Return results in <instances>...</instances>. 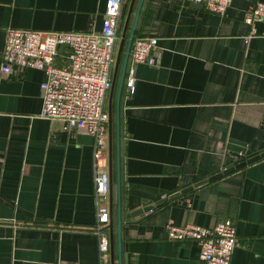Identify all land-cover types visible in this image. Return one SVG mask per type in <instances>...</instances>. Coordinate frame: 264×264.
<instances>
[{
	"label": "crops",
	"instance_id": "1",
	"mask_svg": "<svg viewBox=\"0 0 264 264\" xmlns=\"http://www.w3.org/2000/svg\"><path fill=\"white\" fill-rule=\"evenodd\" d=\"M258 1L232 0L225 14L189 0L143 1L136 37L157 36L159 56L157 65H133L130 54L121 93L123 264H208L197 241L170 239L166 226L212 227L227 218L238 233L231 264H264V157L131 215L238 163L240 151H264V20H245ZM106 2L0 0V264L99 263L94 137L40 115L43 69L5 73L1 65L7 28L100 30ZM121 71L122 63L106 96L115 204ZM113 232L119 264L116 211Z\"/></svg>",
	"mask_w": 264,
	"mask_h": 264
},
{
	"label": "built area",
	"instance_id": "2",
	"mask_svg": "<svg viewBox=\"0 0 264 264\" xmlns=\"http://www.w3.org/2000/svg\"><path fill=\"white\" fill-rule=\"evenodd\" d=\"M125 0H107L100 30H43L37 28H7L3 62L5 73L15 67H36L45 71L41 82L42 108L40 115L59 118L69 126L94 137L95 199L99 244V263L111 264L110 235V172H109V110L106 96L113 84V66L121 39V17ZM225 14L232 0H189ZM245 20L254 25L264 20V1L252 5ZM254 31V30H253ZM249 34V39L252 34ZM157 36L135 37L131 48L133 65L146 62L158 64ZM127 85L134 87V67ZM239 157H245L240 151ZM244 158V159H245ZM168 238L194 240L200 246L201 258L208 264H231L238 242L237 227L227 218L212 227L172 221L166 226Z\"/></svg>",
	"mask_w": 264,
	"mask_h": 264
},
{
	"label": "water",
	"instance_id": "3",
	"mask_svg": "<svg viewBox=\"0 0 264 264\" xmlns=\"http://www.w3.org/2000/svg\"><path fill=\"white\" fill-rule=\"evenodd\" d=\"M144 0H139L136 13L133 19V22L130 27V22L133 14V10L135 7L136 0H131L128 12L126 14L121 39L119 42L118 50H117V57H116V65H115V72L113 77V84L111 88V98L112 94L115 88V85L117 83L118 78V72L120 65L122 63V71H121V77L119 81V96L117 100V129H116V139H117V168H116V176H117V202L115 204L114 201V182H115V168H114V135H113V107H112V100L110 101V107H109V172H110V243H111V264L115 263V255H116V244H115V236H114V215L115 211L117 213V219H118V242H117V249H118V257H119V264H123V242H122V228H123V212H122V198H121V153H120V145H121V125H120V108H121V93L123 90V86L125 83L126 73H127V67L129 64L130 54H131V48L134 42V39L136 37V29H137V23L138 18L140 14V10L142 7ZM124 56V57H123ZM123 57V59H122ZM264 157V151L253 154L251 156L246 157L245 159L239 161L238 163L228 166L224 168L222 171L217 172L215 174H212L211 176H208L206 178H203L201 180H198L197 182L185 186L181 188L180 190H177L171 194L162 196L161 199L157 200L154 203H150L145 205L142 208H139L131 213L133 217L143 215L145 212H148L149 210L154 209L156 206H159L163 203H166L178 196L181 193L187 192L199 185H202L210 180H213L225 173L231 172L237 168L243 167L247 164H250L254 161H257Z\"/></svg>",
	"mask_w": 264,
	"mask_h": 264
}]
</instances>
